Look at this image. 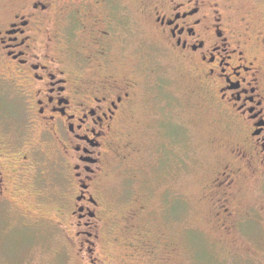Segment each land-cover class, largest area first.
Wrapping results in <instances>:
<instances>
[{
  "label": "rangeland",
  "instance_id": "374dc122",
  "mask_svg": "<svg viewBox=\"0 0 264 264\" xmlns=\"http://www.w3.org/2000/svg\"><path fill=\"white\" fill-rule=\"evenodd\" d=\"M22 1L0 0V19ZM104 1L116 25L104 66L82 59L81 71L74 68L75 47L88 56L77 43L89 36L83 26L75 30L71 25L66 43H60L63 23L55 11L63 2L57 0L47 22L57 35H51L50 51L65 46L59 58L69 73L86 79L92 75L97 84L112 79L131 93L132 109L116 123L117 152L110 153L92 189L101 203L102 240L94 255L87 244L80 246L86 236L75 234L83 227L76 228L71 214L78 190L70 173L61 169V146L55 136L41 134L33 113L21 112L17 96L0 95V109L9 113L7 130L16 127V138L27 148L43 141L44 152L39 167V154L29 155L28 170H21L27 175L23 182L16 178L20 171L14 176L18 167H7L10 183L0 196V264H264V168L257 170L261 166L255 159L253 173L234 158L237 133L221 109L202 96L195 66L169 49L151 15L155 0ZM204 3L221 10L234 40L243 39L264 70V0ZM231 157L236 173L239 167L243 171L226 190L234 209L228 217L217 203L226 188L213 180Z\"/></svg>",
  "mask_w": 264,
  "mask_h": 264
},
{
  "label": "flooded vegetation",
  "instance_id": "af4514ba",
  "mask_svg": "<svg viewBox=\"0 0 264 264\" xmlns=\"http://www.w3.org/2000/svg\"><path fill=\"white\" fill-rule=\"evenodd\" d=\"M58 1L64 4L59 10L57 0H24L10 16L0 19V95L17 96L21 112L28 117L33 113L41 134L55 136L61 146L58 155L65 162L61 169L70 173L78 190L71 214L77 218L76 228H83L75 234L86 236L80 246L87 244L86 249L94 255L97 240L103 236L99 234L101 203L92 189L104 173L110 153L117 152L116 123L132 109L131 93L115 85L112 79L105 78L97 84L91 81L92 75L86 76L88 82L82 74L69 73L71 70L63 67L59 58L65 46L62 49L57 45L55 53L50 51L54 41L51 35H57L47 22L56 10V17L63 23L59 30L61 44L66 43L67 31H73L71 25L75 30L83 26L89 36L87 42L77 43L88 56L75 47L74 68L81 71L82 59L93 65L95 59L104 66L108 42L114 35L111 29L116 26L108 3L85 0L79 5V0L70 4ZM204 2L155 0L151 15L163 38L169 41V49L177 53L179 60L195 66L204 99L218 106L233 126L238 137L231 150L234 158L256 173L252 169L255 159L261 166L257 170L264 168V70L258 58L245 48L246 42L241 38L234 40V30L221 10ZM8 117L9 113L0 109V196L8 191L9 166L19 168L14 176L20 171L16 178L18 183L23 182L27 175L21 170H28L27 160L38 153L39 167L44 153L40 150L43 141L27 148V143L16 138V127L9 132ZM24 149H28V154L19 161ZM234 158L218 170L213 180L217 187L226 188L217 203L228 217L234 216V209L229 207L226 190L232 189L233 177L243 171L239 167L236 173Z\"/></svg>",
  "mask_w": 264,
  "mask_h": 264
}]
</instances>
